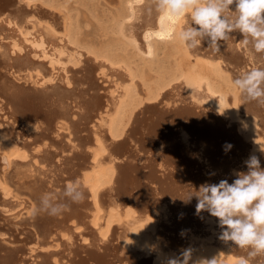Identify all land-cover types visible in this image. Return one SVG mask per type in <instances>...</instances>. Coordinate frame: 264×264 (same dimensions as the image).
I'll list each match as a JSON object with an SVG mask.
<instances>
[{
	"label": "bare ground",
	"instance_id": "bare-ground-1",
	"mask_svg": "<svg viewBox=\"0 0 264 264\" xmlns=\"http://www.w3.org/2000/svg\"><path fill=\"white\" fill-rule=\"evenodd\" d=\"M170 27L152 0H0V264L247 257L223 254L221 232L208 231L218 219L186 200L203 183H232L252 154L264 168V105L232 83L264 53L238 33L218 53L189 52ZM76 179L83 203L33 215ZM120 205L126 218L113 224Z\"/></svg>",
	"mask_w": 264,
	"mask_h": 264
},
{
	"label": "clouds",
	"instance_id": "clouds-1",
	"mask_svg": "<svg viewBox=\"0 0 264 264\" xmlns=\"http://www.w3.org/2000/svg\"><path fill=\"white\" fill-rule=\"evenodd\" d=\"M152 4L171 25L168 38L178 33L189 52L206 45L218 53L221 42L238 33L244 46L264 53V0H152ZM232 83L242 98L264 105V66L241 71ZM245 163L247 171L236 172L232 183H203L186 200H197V215L206 210L218 219L221 241L231 242L230 248L248 250L247 257H236L234 264H252L251 258L264 255V168L255 154ZM86 187L85 181L76 179L59 192H45L33 215L62 216L71 205L84 202ZM187 259L184 253L183 262L172 260L170 264H187ZM206 262L218 264L215 257Z\"/></svg>",
	"mask_w": 264,
	"mask_h": 264
},
{
	"label": "rangeland",
	"instance_id": "rangeland-1",
	"mask_svg": "<svg viewBox=\"0 0 264 264\" xmlns=\"http://www.w3.org/2000/svg\"><path fill=\"white\" fill-rule=\"evenodd\" d=\"M105 1H103V6L102 5H100L99 7H98V12H99V14H103L102 12H103V8H104V10H105V12H108V9H107V7H106V5H104L105 3H104ZM145 2H146V0H145ZM134 5V4H133ZM135 7H136V3H135V5H134ZM135 7H133V8H135ZM136 9V8H135ZM102 10V11H101ZM140 14V13H139ZM141 15H143V12L141 11V14H140V16ZM141 18V17H140ZM138 19H139V17H138ZM137 20V19H136ZM139 21L141 22L142 20L140 19V20H137V22L139 23ZM90 29V30H89ZM89 33L92 35V36H95L96 34H95V25L94 24H92V26L91 27H89ZM111 108V107H110ZM99 121L100 120H97V123H99ZM98 126V124L95 126V129H98V128H100L99 126H98V128H96ZM102 139V138H101ZM105 153L106 152H108V148H105V151H104ZM110 153V152H109ZM100 161V160H99ZM99 161H95V164H97V163H99ZM97 162V163H96ZM103 207V208H102ZM101 207V213L102 214H106L107 213V211H108V209L106 208V207H104V206H102ZM105 209V210H104ZM116 211V212H115ZM159 211H161L160 209H159ZM113 212L115 213V215H114V219H116L115 221H114V223L113 224H116V223H119L120 221H122V219L124 220L125 218H126V216L123 214V207H122V205H120V206H116V207H114L113 208ZM207 218H210V217H207ZM103 218H101V220H102ZM212 218H210V220H211ZM206 223V222H205ZM213 223H210L209 224V229H208V231H209V233H216V234H218V232H221V229L220 228H217V227H214V226H211L210 227V225H212ZM98 226H100L99 225V222L97 223V227L96 228H98ZM87 227H88V225H87ZM86 228V227H85ZM213 229V230H212ZM215 229V230H214ZM154 230L157 232V228L155 227L154 228ZM214 231V232H212V231ZM218 230H220V231H218ZM211 231V232H210ZM149 235H152V232L151 231H149V233H148ZM210 237V235H207V237L206 236H204V237H200V236H196V238L198 239V238H200V239H204L205 241L207 240V242H212L213 240H214V238L213 237H211V238H209ZM209 238V239H208ZM209 240H211V241H209ZM230 245H226L225 243L223 244V246H221L220 247V249L223 251V250H225V248L226 247H229ZM223 254H225V252L223 251L222 252Z\"/></svg>",
	"mask_w": 264,
	"mask_h": 264
}]
</instances>
